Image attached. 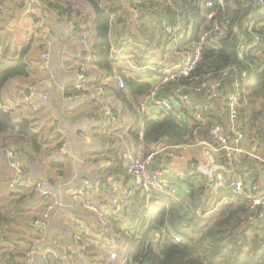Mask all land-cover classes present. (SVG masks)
Returning <instances> with one entry per match:
<instances>
[{"label":"trees","instance_id":"1","mask_svg":"<svg viewBox=\"0 0 264 264\" xmlns=\"http://www.w3.org/2000/svg\"><path fill=\"white\" fill-rule=\"evenodd\" d=\"M201 1L145 0L136 3L134 0H43L47 5L45 9H53L61 17L69 14L71 19L76 17L93 21V72L99 71L107 76L121 72L125 77V87L111 83L109 88L125 105L132 106H137L139 96L147 92L151 83L143 79V71L134 69L128 63L126 57L130 56L131 49H139L141 43L149 41L144 31L162 44L165 23H174L179 19L192 26L193 34L190 37L191 40L196 39L207 22L202 15ZM256 9L255 5L231 1L225 11L226 18L223 20L221 15L216 17L224 26L226 35L204 47L203 58L195 74L214 72L218 75L221 70L229 67L231 70L222 81L221 95L214 99L216 110L206 125L194 120L185 104L182 107V120L174 113H167L160 119H147V141H155L162 136L176 142L191 141L196 136L212 139L210 129L215 122L222 123L228 132V101L234 93L240 92L243 103L239 110L241 128L250 134L252 148L256 147V151L264 156V151H258L260 147L264 150V14H256ZM112 14L116 18L113 31ZM155 27L161 37L153 32ZM256 34L259 39L254 42ZM114 45L123 51L113 53ZM243 46L245 59L240 55ZM18 50L17 47L2 45L0 41V135L9 134L1 139L0 151L8 145L14 146L10 133H16V140L38 142V134L29 126V122L18 123L12 111L4 109L2 103L8 83L16 77H28L30 73L28 49ZM136 62L140 63V60L136 59ZM187 83V80L172 81L167 84L163 95L171 96L177 85ZM187 91L200 101L207 100L204 94ZM133 136L137 141L138 135L133 133ZM246 161L247 167L236 165V172L229 174V177L235 178L237 173L247 170L250 186L243 194L230 192L235 197L234 201L219 210H214L216 199L207 185L208 178L203 174L187 175L182 180L186 189H182L177 197L137 190L123 212L109 216L120 242L128 245L126 264H264V221L259 226L255 222L258 209L251 207L249 198L256 188H264V183L260 182L264 178V165L248 158ZM110 171V174L129 177L128 166L121 159L114 163ZM105 183H109L108 180ZM31 194L36 195L34 192ZM18 196L13 201L24 200L25 196ZM144 214L147 215L148 226L137 239L127 232ZM15 216L0 205V232L10 227ZM154 230L164 232L158 242L152 241ZM171 233L178 235L180 241ZM6 242L10 244L13 240L6 239ZM1 243L3 241L0 242V249L5 248L6 252L0 253V264H22V261H15L13 250L2 247ZM94 243L91 242L92 250ZM92 254L91 260L95 261ZM100 262L106 264L107 259Z\"/></svg>","mask_w":264,"mask_h":264},{"label":"built area","instance_id":"2","mask_svg":"<svg viewBox=\"0 0 264 264\" xmlns=\"http://www.w3.org/2000/svg\"><path fill=\"white\" fill-rule=\"evenodd\" d=\"M134 1L140 3L145 0ZM231 1L237 0L201 1L202 15L207 22L201 27L197 38L194 40H191L190 37L193 34L192 26L179 19L174 23H165V39L162 44L159 40H154L153 35L148 33L149 41L146 40L141 43L139 49L134 47L131 49L130 56L126 57L128 63L134 69L143 71V79L150 82L151 86L147 92L139 96L136 110L140 113V117L128 123L121 122L108 97V89H110L111 83L125 87L124 75L121 72H114L110 76L98 74L99 78L90 76L94 66L92 54L93 21L73 18V25L75 29H78L83 41L80 52L75 56V78L72 83L75 91L74 96L92 104L93 117L104 123L107 132L123 135L120 129H124L138 135L134 149L127 148L125 150V157L131 156L127 181L105 184L104 177L84 176L74 190L71 205L81 203L85 209L94 212L100 221L96 229L90 226L88 222L79 219L73 224V244L75 243L77 248V255L88 264L89 262L93 264L91 242L95 239L100 241L107 261H112L115 264L127 263L128 245L120 242L109 216L123 212L125 205L137 190L149 193L156 191L177 197L182 189H186L182 180L187 175L203 174L208 178L207 185L213 198L216 199L214 210H219L222 206L234 201L235 197L230 195V192L234 195L243 194L251 184L249 181L250 174L247 170L237 173L235 178L229 177V174L236 172L235 166L245 165L247 157L252 156L264 165V157L251 148L250 134L241 128L239 122V110L243 104L240 92L234 93L228 101V120L230 122L228 132L225 131L222 123L215 122L210 129L212 139L196 136L191 141L176 142L168 136H162L158 140L149 142L145 138L147 119H160L167 113H174L182 120L184 118L182 107L185 104L188 108V114L200 125H206L208 122L215 107L214 99L221 95L222 81L228 75L231 67L221 70L218 75L214 72L196 75L195 70L203 58L204 47L226 35L224 26L219 23L216 17L221 15L223 20L226 18L225 11ZM238 1L245 5H255L257 7L256 14H264V0ZM42 6L43 0H29L30 12H35ZM6 9L5 3L0 0V17ZM115 24V14H112V31L116 28ZM4 28V25H0V36ZM154 29L153 32L161 37L162 35L157 31V28ZM15 38H21L20 33L16 32ZM258 39L259 36L256 34L254 42ZM112 51L119 54L123 50L114 45ZM50 55L48 50L42 53V57L45 59H49ZM240 55L242 59H245L244 46L240 49ZM136 59L140 60V63H137ZM183 80H187L189 83L177 85L173 90L174 94L171 96L163 95L168 83ZM187 90L204 94L206 95L204 98L207 100L200 101ZM41 97L48 99V95L41 91L40 84L32 82L22 89L15 99L8 103H2L4 109L12 111L18 102L33 105ZM198 148L202 156L196 155L192 158H186V161L192 165L189 171L180 174L174 170L173 163L176 159L185 158L190 151ZM4 152L11 169V176L7 183L11 192L20 195V193L30 190L46 200L52 197L53 187L51 184L37 180L32 176L28 168L23 165L20 152L16 147L8 145ZM70 182L67 181L63 185ZM256 189L249 195V198L251 207L258 209V214L254 220L259 226L264 221V188ZM95 191H102L103 198L109 203L110 208L106 211L100 210L90 198ZM59 192L61 191L56 188V193ZM146 216L144 214L141 219H138L127 233L137 239L140 238L148 226ZM49 221L51 220L48 215H43L34 220L33 235L25 251L22 264H52L59 260L67 262L69 259L75 264L76 261L72 257L57 254L51 244L46 242L43 229ZM163 233V231L154 230L152 241L158 242ZM171 234L177 241H180L178 235Z\"/></svg>","mask_w":264,"mask_h":264},{"label":"crops","instance_id":"3","mask_svg":"<svg viewBox=\"0 0 264 264\" xmlns=\"http://www.w3.org/2000/svg\"><path fill=\"white\" fill-rule=\"evenodd\" d=\"M3 2L7 9L0 17V23L2 22L0 25L5 26L0 41L4 46L17 47L18 51L28 49L27 57L30 63L28 77H16L8 83L3 102L8 103L15 99L17 94L32 82L40 84L41 91L48 95V99L38 98L33 105L18 102L12 110L18 123L29 122V126L38 134V142L34 144L27 140H16V133H10V136L13 137L14 147L20 152L23 165L35 179L50 183L53 195L48 200L33 195L37 199L26 196V200L13 201L16 196H20L9 190L15 197L11 196L10 199V196H3L5 200L0 202V205L16 216L10 227L0 232V240L3 241L1 246L13 250L15 261L23 263L24 253L33 235L35 218L48 215L51 221L43 229L46 242L51 244L57 254L72 257L76 261L75 264H88L77 255V248L75 243L73 244V224L79 219L96 229L100 221L94 212L85 209L81 203L71 205L74 190L84 176L104 177L105 181L109 182L105 184L127 181L126 176L110 174V169L118 159L123 160L129 167L131 156L125 157V150L127 148L133 150L137 141L133 133L124 129H120L123 135L107 132L104 123L93 117L92 104L74 96L72 83L75 78V56L80 52L83 41L73 25L71 16L68 14L61 17L53 9H45L47 5L44 2L35 12L29 11V0ZM86 8L90 9L89 6ZM83 16L88 18L87 15ZM16 32L20 33L21 38H15ZM144 33L148 35V32ZM46 50L51 53L49 59L42 57ZM90 74L97 78L100 73L99 71L94 73L92 68ZM111 90L108 89V97L121 122L137 120L140 117L136 110L137 106L125 105ZM215 110L216 105L212 113ZM5 136L9 134L0 135V142ZM260 148L258 151L263 152L262 147ZM252 149L261 155L256 151V147ZM196 155L202 156L199 148L190 151L185 158L176 159L173 163L174 170L180 174L189 171L192 165L186 158ZM247 158L249 161H259L254 156ZM246 165L247 161L245 167ZM3 168H6L4 158L0 171ZM67 181L71 182L63 185ZM260 182L264 183V178ZM56 188L61 192L56 193ZM20 195L24 196L25 192ZM90 198L100 210L106 211L110 208L109 203L103 198L102 191H95ZM6 239L13 242L8 244ZM93 243L95 245L92 256L95 261L92 263L105 264L100 262L107 259L100 241L95 239ZM3 252H6L5 248L0 249V253ZM52 264L73 262L69 259L67 262L59 260ZM106 264L110 262L107 261Z\"/></svg>","mask_w":264,"mask_h":264},{"label":"rangeland","instance_id":"4","mask_svg":"<svg viewBox=\"0 0 264 264\" xmlns=\"http://www.w3.org/2000/svg\"><path fill=\"white\" fill-rule=\"evenodd\" d=\"M5 148H4V150H5ZM4 150L0 151V153H1L0 155L2 156V159L0 160V165L3 167V158H4V161L6 163V168H3L0 171V202H3L5 200L3 198V196H10V199H11V196L15 197V194L10 193V191H9L10 189L7 186V183L9 181L10 176H11V169H10L8 163H7L6 157H4V155H5ZM24 192H25V195H24L25 197L24 196L23 197H24L25 200L27 199L26 196H29L30 199H33V198L37 199L36 197L33 196L34 194L31 195V191L30 190H26ZM36 196L41 198L39 195H36ZM2 208H4V207H2Z\"/></svg>","mask_w":264,"mask_h":264}]
</instances>
